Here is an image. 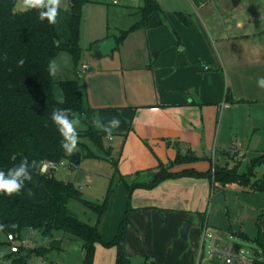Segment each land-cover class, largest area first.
I'll use <instances>...</instances> for the list:
<instances>
[{
	"label": "crops",
	"instance_id": "crops-1",
	"mask_svg": "<svg viewBox=\"0 0 264 264\" xmlns=\"http://www.w3.org/2000/svg\"><path fill=\"white\" fill-rule=\"evenodd\" d=\"M155 1L163 24L132 31L116 60L94 66L88 106L135 112L125 132L105 138L113 167L105 196L111 192L104 213L82 221L100 238L90 264H116L114 241L124 220L127 264H196L212 222L216 175L237 174L234 158L264 148V88L257 84L264 77V1L254 0L261 7L250 10V0L242 10L243 0L235 7L230 0H176L175 8ZM143 5L112 11L117 36L104 39L138 22Z\"/></svg>",
	"mask_w": 264,
	"mask_h": 264
},
{
	"label": "trees",
	"instance_id": "trees-1",
	"mask_svg": "<svg viewBox=\"0 0 264 264\" xmlns=\"http://www.w3.org/2000/svg\"><path fill=\"white\" fill-rule=\"evenodd\" d=\"M68 10L59 8L55 24L45 19L40 21L37 9L16 11V0H0V171H7L18 165L24 157L29 162L35 160L59 162L65 157L61 146L62 136L51 116L55 109H71L70 118L75 117L88 125V130L77 131L78 137L89 139L94 146L102 149V140L108 138L102 125L115 116L120 127L112 136L125 132L134 115L132 107L92 109L83 106L82 92L76 81H54L48 72L49 62L60 52L68 53L76 63L82 50L79 46L80 24L83 6L87 0H66ZM140 19L128 30L120 31L114 38L118 46L129 33L142 29L160 27L165 15L155 0H144L139 9ZM24 60L20 66L18 61ZM56 88L60 99L56 96ZM100 124L95 126V122ZM111 136V137H112ZM15 157V158H13ZM264 157V155H262ZM32 182H25V188L13 196L0 194V233L20 237L27 229L38 231L51 238L54 232L69 234L73 243L81 244L84 250V264H90V253L100 238L95 226L80 221L68 209L71 200L79 202L84 208L101 216L107 204V193L101 203H92L81 197L74 186L56 179L52 174H40L31 169ZM232 176L234 178H232ZM235 173L218 174L215 181L221 186L241 184L245 180ZM248 180V179H247ZM29 189L32 195L28 194ZM253 191L264 189L263 183H256ZM263 219L256 222L255 242L263 250ZM15 225V227H13ZM126 220L119 227L114 245L117 248L116 264H127L124 235ZM10 244L0 239V248ZM238 247V246H236ZM18 246L17 253H10V264H24L26 253ZM255 264H263L255 261Z\"/></svg>",
	"mask_w": 264,
	"mask_h": 264
},
{
	"label": "rangeland",
	"instance_id": "rangeland-1",
	"mask_svg": "<svg viewBox=\"0 0 264 264\" xmlns=\"http://www.w3.org/2000/svg\"><path fill=\"white\" fill-rule=\"evenodd\" d=\"M113 1L87 0L84 4L79 40L82 53L76 63L66 52H60L53 58L59 69L57 74L52 76L53 80L57 82L76 81L79 90L82 92L83 106L86 108H90L88 106L89 92L92 86L95 85L93 80L98 74V69L94 70V66L103 67L102 65L109 64L117 58V53L113 57L101 59H96L93 56V46L102 41L106 35L116 31L115 23L117 19L111 15L112 11L116 12L123 9L122 6L124 7V5L136 6L142 5L144 2V0L137 2L118 0V5H113ZM159 2L171 8H175L177 5L176 0H159ZM255 2L254 0L249 1L250 8L248 10L256 9L258 4H253ZM245 3L246 0H243L239 10H242ZM258 7L260 9L261 5H258ZM15 9L18 12L29 10L24 5L21 8L20 0ZM60 9L68 10L66 0H61ZM113 35H116V33ZM82 63L86 64L88 70L81 77H78L76 72ZM56 96L60 99V92L57 88ZM86 130H88V125L80 120L77 131ZM258 141L259 136L253 139L255 144L259 143ZM93 145L87 142V138L79 136L76 150L72 154L65 152V157L60 161L63 163V167L57 166L52 175L60 181L71 183L81 193L83 199L98 204L102 202L112 181L113 167L105 157L104 151L108 146L106 139L102 140V149ZM76 154L80 155V163L78 166H71V158ZM262 155H264V148L259 153H252L245 156V158H234L237 175L241 178L246 176L247 186H241V184L213 185L209 199V208L213 213L212 222L210 221L208 225V234L213 236L214 239L205 238L204 240L202 264H209L210 262L208 247L212 242L219 245H237L241 247L247 253L246 259L248 261L258 258L263 259L261 256L263 250L255 242V239L257 235L256 222L259 218L263 219L262 224L264 227V189L260 191L251 189L256 183L264 182V157ZM232 178L234 177L232 176ZM68 209L84 222L86 217L92 214L91 211L75 200L69 201ZM239 230H242L245 234L243 236L236 235ZM1 238L4 237L0 233ZM70 238L69 234L60 231L54 232L51 238H47L38 231L30 232L24 229L20 233V237L16 238L14 244L16 246L22 245L23 251L21 253L27 254L24 264H84V255L75 258L66 252L67 245L70 244ZM256 252H259L258 257L255 256ZM10 263L9 247L0 248V264Z\"/></svg>",
	"mask_w": 264,
	"mask_h": 264
},
{
	"label": "clouds",
	"instance_id": "clouds-1",
	"mask_svg": "<svg viewBox=\"0 0 264 264\" xmlns=\"http://www.w3.org/2000/svg\"><path fill=\"white\" fill-rule=\"evenodd\" d=\"M23 3L26 9L38 10L40 21L46 19L49 24L56 23L61 0H23ZM18 64L22 66L24 60L20 59ZM58 70L56 62L54 60L50 61L48 66L49 74L55 76ZM257 84L259 87L264 88V77L259 78ZM70 113L71 109H55L51 116L53 123L63 138L61 146L67 154H72L76 150L79 140L77 127L80 124V120L75 117L70 118ZM96 123L99 125L100 121H96ZM120 123V120L113 116L107 121L106 125H102V129L108 138H111L114 129L120 127ZM51 165V161H41L38 164L37 161L33 160L30 163L27 157H24L18 165L10 168L7 173L0 171V194L7 196L19 194L25 188V182H32L31 169H38L40 174H46ZM28 194L32 195L31 189H29ZM2 229L3 225H0V230Z\"/></svg>",
	"mask_w": 264,
	"mask_h": 264
},
{
	"label": "built area",
	"instance_id": "built-area-1",
	"mask_svg": "<svg viewBox=\"0 0 264 264\" xmlns=\"http://www.w3.org/2000/svg\"><path fill=\"white\" fill-rule=\"evenodd\" d=\"M135 1V0H133ZM118 0L113 1V5H117ZM204 70H207V67H203ZM88 70V67L85 63H82L76 72V76L81 77V75ZM57 166L63 167L62 162H52V165L49 167L46 174H52ZM72 166V164H71ZM205 238L212 239L210 234H206V230L203 232V240L201 242V247L198 251V259L196 264H201L203 258V245ZM16 237L13 235H7L5 241L10 244L9 252L10 253H17L18 246L15 243ZM22 246V245H21ZM246 252L241 247H236L235 245H219L215 242H212L208 247V256L210 259L209 264H255V261H260L264 264V259H254L248 261L246 259ZM259 252L255 253V256L258 257Z\"/></svg>",
	"mask_w": 264,
	"mask_h": 264
},
{
	"label": "water",
	"instance_id": "water-1",
	"mask_svg": "<svg viewBox=\"0 0 264 264\" xmlns=\"http://www.w3.org/2000/svg\"><path fill=\"white\" fill-rule=\"evenodd\" d=\"M233 7L237 5L239 0H230ZM117 45L115 43L114 38L109 37L107 39H104L100 42H97L93 46V56L96 59L106 58V57H112L113 53L116 51ZM80 163V155L76 154L71 158V164L74 166H78ZM189 224L185 223L183 224L181 230H180V237L182 239L187 238V234L189 231ZM66 252L75 257L78 258L81 254V246L79 243L74 244L66 249Z\"/></svg>",
	"mask_w": 264,
	"mask_h": 264
}]
</instances>
